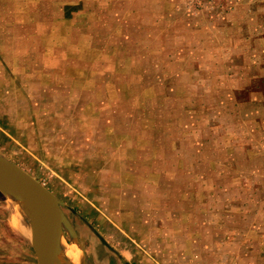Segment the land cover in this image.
I'll return each instance as SVG.
<instances>
[{"label": "rangeland", "instance_id": "rangeland-1", "mask_svg": "<svg viewBox=\"0 0 264 264\" xmlns=\"http://www.w3.org/2000/svg\"><path fill=\"white\" fill-rule=\"evenodd\" d=\"M0 156L81 264H264V0H0Z\"/></svg>", "mask_w": 264, "mask_h": 264}, {"label": "water", "instance_id": "water-1", "mask_svg": "<svg viewBox=\"0 0 264 264\" xmlns=\"http://www.w3.org/2000/svg\"><path fill=\"white\" fill-rule=\"evenodd\" d=\"M0 191L22 202L31 222L39 264H60L63 226L76 235L64 214L63 202L33 175L3 156H0Z\"/></svg>", "mask_w": 264, "mask_h": 264}, {"label": "clouds", "instance_id": "clouds-1", "mask_svg": "<svg viewBox=\"0 0 264 264\" xmlns=\"http://www.w3.org/2000/svg\"><path fill=\"white\" fill-rule=\"evenodd\" d=\"M6 209H9L8 226L20 235L30 236L31 228L27 219V213L23 208L22 202H17L12 206V201L9 199L6 204Z\"/></svg>", "mask_w": 264, "mask_h": 264}, {"label": "bare ground", "instance_id": "bare-ground-1", "mask_svg": "<svg viewBox=\"0 0 264 264\" xmlns=\"http://www.w3.org/2000/svg\"><path fill=\"white\" fill-rule=\"evenodd\" d=\"M27 218H29L28 215H27ZM27 222H28V219H27ZM29 222H30V219H29ZM29 225L31 228L30 237H33L31 222L29 223ZM61 234H62V244H61L60 264H81L82 258H81L80 250L75 244H70L68 242L69 238H67V233L63 232L62 230Z\"/></svg>", "mask_w": 264, "mask_h": 264}, {"label": "crops", "instance_id": "crops-1", "mask_svg": "<svg viewBox=\"0 0 264 264\" xmlns=\"http://www.w3.org/2000/svg\"><path fill=\"white\" fill-rule=\"evenodd\" d=\"M17 54H20L17 52ZM27 61V59H26ZM10 66L13 64V60L9 59ZM3 231H5L3 229ZM3 234V233H2ZM0 248L3 249V251L0 253V264H13L11 262L12 259V252L13 249H11V244L10 241L12 242L11 239L8 238L7 234L4 232L3 236L0 235ZM16 243L21 246V250L24 248V242L22 240L17 239ZM27 248V255H28V250H29V244H25Z\"/></svg>", "mask_w": 264, "mask_h": 264}]
</instances>
